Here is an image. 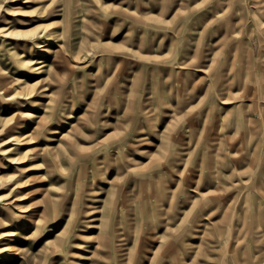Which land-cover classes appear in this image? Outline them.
Instances as JSON below:
<instances>
[{
	"label": "rangeland",
	"instance_id": "obj_1",
	"mask_svg": "<svg viewBox=\"0 0 264 264\" xmlns=\"http://www.w3.org/2000/svg\"><path fill=\"white\" fill-rule=\"evenodd\" d=\"M0 264H264V0H0Z\"/></svg>",
	"mask_w": 264,
	"mask_h": 264
},
{
	"label": "bare ground",
	"instance_id": "obj_2",
	"mask_svg": "<svg viewBox=\"0 0 264 264\" xmlns=\"http://www.w3.org/2000/svg\"><path fill=\"white\" fill-rule=\"evenodd\" d=\"M46 47V45H39V48H41V50H42V48H45Z\"/></svg>",
	"mask_w": 264,
	"mask_h": 264
}]
</instances>
